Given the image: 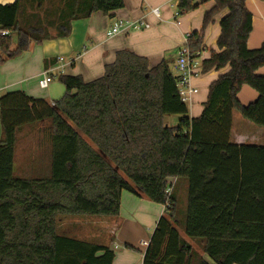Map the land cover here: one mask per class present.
<instances>
[{
	"label": "trees",
	"instance_id": "obj_1",
	"mask_svg": "<svg viewBox=\"0 0 264 264\" xmlns=\"http://www.w3.org/2000/svg\"><path fill=\"white\" fill-rule=\"evenodd\" d=\"M197 1L179 0L180 15ZM212 1L202 31L187 46L202 53L207 27L228 10L220 52L203 60L202 73L229 71L212 83L198 118L189 116L167 61L151 67L129 51L118 53L95 81L61 76L66 94L54 105L23 92L0 96V264H114L108 246L70 237L59 225L64 217H117L123 192L166 206L143 264H210L185 237L214 264H264V147L230 140L234 110L264 129V77L257 75L264 44L248 48L247 0ZM25 3L0 5V66L49 39L42 28L21 26ZM124 7V0H73L66 9L73 18L60 23L57 37L69 36L73 19ZM244 86L258 93L247 106L238 98ZM175 115L180 123L168 126L166 118ZM43 122L50 125L36 143L49 154L48 166L30 179L16 178L17 132ZM180 182L187 187L184 208L175 194Z\"/></svg>",
	"mask_w": 264,
	"mask_h": 264
},
{
	"label": "crops",
	"instance_id": "obj_2",
	"mask_svg": "<svg viewBox=\"0 0 264 264\" xmlns=\"http://www.w3.org/2000/svg\"><path fill=\"white\" fill-rule=\"evenodd\" d=\"M15 1L0 0V5L12 4ZM204 1L206 0H198L195 3L197 8L193 12L177 16L179 0H124L125 7L112 14L93 13L86 19H73L69 36L58 38L59 32L62 31L59 28L60 23L73 18L68 12L73 0H26L19 18L21 26L24 29L42 28V33L49 34V39L41 43H31L27 52L0 66V96L23 92L34 99L54 104L66 94L64 85L59 81L60 67H65L64 75L80 76L85 82H92L103 77L105 67L113 64L117 54L123 51L147 58L151 67L167 61L170 67L172 64L177 77L178 50L188 45L189 37L193 33L201 32L205 14L215 6L212 0ZM246 5L253 16V30L248 40V48L256 50L264 44V0H247ZM156 8L160 10L159 18L152 14V10ZM227 14L228 10L223 11L207 27L201 53L202 62L209 59L213 51L220 52V23ZM117 19H144L150 28L124 32L107 39V32ZM228 71L229 68L201 73L191 80L192 86L198 90L197 94L192 96L191 102L187 103L191 108V118L202 115L209 97L207 90L210 92L212 83ZM45 72H49L54 79L47 89H42L39 82ZM208 74L210 78L202 80ZM257 75L264 77V68L260 69ZM238 98L241 104L247 106L258 99V93L251 87L244 86ZM232 120L231 143L264 147L263 128L245 120L237 110L232 112ZM49 125L48 122H43L36 126L23 127L17 132V144L23 142L27 145L29 142L31 145L30 149L28 145L26 147L27 153L22 164V172L31 177L40 175L42 169L48 166L49 154L43 151V146L39 145V142L36 143V140L44 138L43 129ZM167 125L170 126L168 123ZM2 136L0 117V140ZM172 183L174 185L176 180ZM177 187L180 192H185L187 188L183 182L178 183ZM165 210L164 205L152 202L145 196L123 192L120 214L115 218L90 217L91 236L82 240L108 246L116 254L114 264H143L147 250L143 243L151 241ZM184 239L200 257L214 264L195 242L186 237Z\"/></svg>",
	"mask_w": 264,
	"mask_h": 264
},
{
	"label": "built area",
	"instance_id": "obj_3",
	"mask_svg": "<svg viewBox=\"0 0 264 264\" xmlns=\"http://www.w3.org/2000/svg\"><path fill=\"white\" fill-rule=\"evenodd\" d=\"M152 14L159 18L160 10L158 8L152 10ZM180 15L177 13V16ZM150 25L144 20H125V19H117L110 30L107 32V39H112L117 35L129 32V31H141L143 29H149ZM10 33L8 31L1 32L2 36H8ZM62 60V59H61ZM59 77L64 76L65 67L59 68ZM202 60L201 53H192L188 46H184L180 48L177 52V60H176V71L178 74V88L182 101L184 103L191 102V98L194 94H197L198 90L194 88L191 84V80L197 77L202 73ZM49 72H45L43 74V78L40 80L39 84L42 89H47L54 77L48 74ZM54 105V104H53ZM173 184L167 189L166 194L168 196L171 195L173 190ZM166 208V206H165ZM144 246L149 245V243H143ZM118 248V247H116Z\"/></svg>",
	"mask_w": 264,
	"mask_h": 264
},
{
	"label": "rangeland",
	"instance_id": "obj_4",
	"mask_svg": "<svg viewBox=\"0 0 264 264\" xmlns=\"http://www.w3.org/2000/svg\"><path fill=\"white\" fill-rule=\"evenodd\" d=\"M193 12L190 11V13ZM189 13V12H188ZM183 16V15H182ZM204 26V23H203ZM203 29V28H202ZM201 29V31H202ZM206 33V31H205ZM17 42V37H14V44H16ZM2 66V65H1ZM171 73L175 76V72L172 69V64H171ZM210 75H206L202 80L205 79H209ZM209 88V86H208ZM207 88V89H208ZM207 93L209 95V92L207 90ZM189 111L191 112V108L190 105L187 104ZM191 114V113H190ZM189 114V115H190ZM181 120V116L175 115V116H169L167 118V123L170 125V127H174V126H178V124L180 123ZM28 149H30L31 145L28 142ZM26 144H24L23 142H19V144H17V152H16V170H15V177L16 178H21V179H30L32 178L31 176H29L28 174H25L22 172V168H23V163H24V158L25 155L27 153L26 151ZM177 186V185H176ZM187 191H185L182 194H179V189L178 187L175 190V194L178 196V198L180 199V205L184 208L186 206V201H187ZM92 218H87V217H64L62 218V221L60 223V232L63 234H66L70 237H76L79 239L85 238V237H90L91 236V220ZM73 235V236H71ZM181 235L183 237H185L184 233L181 231ZM187 238V237H186Z\"/></svg>",
	"mask_w": 264,
	"mask_h": 264
}]
</instances>
